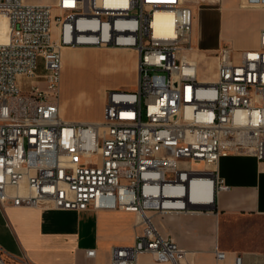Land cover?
<instances>
[{
	"label": "built area",
	"instance_id": "obj_1",
	"mask_svg": "<svg viewBox=\"0 0 264 264\" xmlns=\"http://www.w3.org/2000/svg\"><path fill=\"white\" fill-rule=\"evenodd\" d=\"M193 1L58 0L52 7L0 0V18L9 27L8 42L0 43L2 207L136 212L135 243L114 247L111 264H139L143 254L160 263L195 264L146 213L208 208L228 189L217 171L222 158L245 154L264 161V31L257 51L220 49L216 81L202 82L191 57ZM158 14L172 16L171 35L156 32ZM66 47L138 50L137 90L111 92L100 122L65 121ZM197 182L212 191L200 206L189 197ZM214 253L216 264H226V252L216 247ZM0 264L31 263L0 247ZM231 264H244L243 257Z\"/></svg>",
	"mask_w": 264,
	"mask_h": 264
},
{
	"label": "crops",
	"instance_id": "obj_2",
	"mask_svg": "<svg viewBox=\"0 0 264 264\" xmlns=\"http://www.w3.org/2000/svg\"><path fill=\"white\" fill-rule=\"evenodd\" d=\"M152 1L176 3L177 0ZM25 2L54 7L58 0ZM191 8L196 45L191 57L198 69L196 54L216 55L225 46L237 54L260 49L264 0H194ZM0 20V37L7 36L8 20L5 17ZM54 31L57 40L59 30L55 27ZM2 39L0 42H6L8 38ZM85 53H92L106 62L101 71L114 74L119 81L109 93H104L101 104L104 118V107L111 92L137 90L140 53L134 48L122 47H66L62 50L63 70L66 64ZM123 54L131 63L126 67L113 65L115 58ZM60 112L69 122L103 120L70 118L63 102ZM217 171L228 189L217 193L212 206L184 212L151 211L147 216L163 236L172 238L188 251L190 263L216 264L217 247L226 252V264H231L237 255L243 257L244 264H264V161L253 155H232L221 159ZM139 222L136 212L124 210L76 212L0 205V247L10 255L26 257L31 264H111L114 247L134 245L136 231L141 229L137 226ZM91 250L95 251V256L88 255ZM139 264L172 263H160L150 254H143Z\"/></svg>",
	"mask_w": 264,
	"mask_h": 264
},
{
	"label": "rangeland",
	"instance_id": "obj_3",
	"mask_svg": "<svg viewBox=\"0 0 264 264\" xmlns=\"http://www.w3.org/2000/svg\"><path fill=\"white\" fill-rule=\"evenodd\" d=\"M54 13L57 14L58 10H54ZM4 37L9 39V33L7 36L0 37V41ZM52 38L54 40L57 38L56 31L53 32ZM196 55L200 65L199 80L207 82L216 81L218 68L217 56L209 53L205 56L204 54ZM105 63L94 54L85 53L82 57L64 66L61 102H63L68 110V117L77 120L96 118L102 120L103 112L101 111V104L104 93H109L112 89L111 87L119 82L114 74L101 71V67ZM129 63H131V59L123 54L116 57L112 64L116 65V67H126ZM104 108L106 109V105ZM193 166L195 168H203L202 165L200 166L198 164Z\"/></svg>",
	"mask_w": 264,
	"mask_h": 264
},
{
	"label": "bare ground",
	"instance_id": "obj_4",
	"mask_svg": "<svg viewBox=\"0 0 264 264\" xmlns=\"http://www.w3.org/2000/svg\"><path fill=\"white\" fill-rule=\"evenodd\" d=\"M110 1V0H108ZM124 4V2H123ZM2 24V20H0V25ZM155 27L156 32L160 35H171V26H172V16L171 15H162L158 14L155 18ZM9 33V29H8ZM6 42H0V43H7ZM211 66V65H210ZM200 95H203V93H200ZM191 198V205L200 206L201 203L210 202V199L212 198V191L210 188V185L197 182L191 187L190 196Z\"/></svg>",
	"mask_w": 264,
	"mask_h": 264
}]
</instances>
